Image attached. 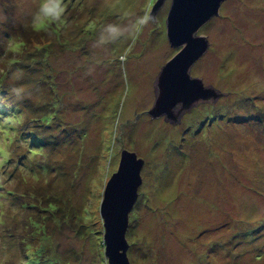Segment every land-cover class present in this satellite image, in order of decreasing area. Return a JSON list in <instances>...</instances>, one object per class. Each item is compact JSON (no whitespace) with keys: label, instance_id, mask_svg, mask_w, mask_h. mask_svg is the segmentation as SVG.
<instances>
[{"label":"rangeland","instance_id":"374dc122","mask_svg":"<svg viewBox=\"0 0 264 264\" xmlns=\"http://www.w3.org/2000/svg\"><path fill=\"white\" fill-rule=\"evenodd\" d=\"M156 1L0 0V264H28L32 253L109 264L100 207L123 149L145 161L126 235L131 264H264V0H228L200 29L210 48L192 76L227 94L179 125L145 114L178 52L166 35L171 0L154 22ZM75 2L66 16L76 35L36 42L33 30ZM100 14L115 16V33L88 35ZM112 38L121 41L110 52ZM46 113L49 125L21 126ZM43 137L55 142L41 149ZM41 153L50 168L33 179Z\"/></svg>","mask_w":264,"mask_h":264},{"label":"water","instance_id":"95a60500","mask_svg":"<svg viewBox=\"0 0 264 264\" xmlns=\"http://www.w3.org/2000/svg\"><path fill=\"white\" fill-rule=\"evenodd\" d=\"M167 0H157L150 17L157 14ZM228 0H171L166 17V35L171 47L178 50L157 74L153 88L155 102L145 113L152 119L179 125L182 117L201 104L214 105L226 96L215 87L206 86L191 70L210 48L201 28L213 17H219L222 4ZM118 171L109 179L101 202L100 216L104 220L105 256L109 264H131L128 259L127 232L130 213L139 198L143 183L144 159L123 149Z\"/></svg>","mask_w":264,"mask_h":264},{"label":"trees","instance_id":"16d2710c","mask_svg":"<svg viewBox=\"0 0 264 264\" xmlns=\"http://www.w3.org/2000/svg\"><path fill=\"white\" fill-rule=\"evenodd\" d=\"M74 4V3H73ZM78 6V2H75V6H71L70 8H68L67 10L66 9H64L62 12H60L59 14H57V15H54L53 16V22H51L50 23V26H48L49 24L47 23V24H45V26H44V28H42V30H33V33L34 34H36L37 36H35V38H36V42H40V40H42L41 38H44V39H46L47 41H56V45H59V46H61V45H65V43H67V39H68V36H69V34H75L76 35V30L75 31H73L72 32V30H71V28L72 27H75L73 24H69V22H68V20H69V18H68V16H69V14H70V11H74V9L76 8ZM73 7V8H72ZM85 6H83L82 8V10H83V12H81L80 11V13H83V14H86V12H85V10H86V8L88 7V6H86L85 8H84ZM78 8V7H77ZM96 8V5H93L92 3H90V7H88V10L90 9V11L92 12L94 9ZM71 9V10H70ZM96 10H98V9H96ZM100 10V9H99ZM68 14V16H66ZM65 15V16H64ZM101 15V14H100ZM102 16V15H101ZM113 18H115V16L113 17V15H108V14H105V15H103L99 20H98V22H96L95 20H93L92 21V25L89 27V34L88 35H93V37H96V36H99L100 37V34H102V32L105 34H107V33H109V25H111L110 26V30L112 31V32H114L115 33V29H117L118 30V28H117V23L114 21V19ZM111 20H113V22H111ZM56 21H57V24H60V25H62V27H60V28H58L57 27V25L55 24L56 23ZM96 22V23H95ZM46 26H48V27H46ZM106 26H108V27H106ZM58 28V29H57ZM82 28H84V25H82V26H80L79 27V32L82 30ZM110 31V32H111ZM105 34V35H106ZM25 35V34H24ZM103 37V36H102ZM113 37H115V36H113ZM108 38H110V37H108ZM29 39H31V37L29 38ZM66 41V42H65ZM121 40H117L115 43H113V38L112 39H109V42H107V45L109 46V50H110V52H112V48H116V47H118V43L120 42ZM113 43V44H112ZM38 44V43H37ZM129 45V44H128ZM126 49V47L123 49V51ZM90 52V50L88 49V51H87V54ZM116 54H117V56H118V54H120V53H118V52H116ZM47 56L45 55V57L43 58L44 60H45V58H46ZM115 56H112L111 55V58H114ZM35 60V59H34ZM111 60V59H110ZM46 61H47V59H46ZM35 63H38L36 60H35ZM111 63H112V61H111ZM14 64L15 65H17L18 64V62L17 61H15L14 62ZM6 67V66H5ZM5 67L3 68V67H0V70H1V72L0 73H2L1 74V77H2V75L4 74V73H6L8 70L7 69H5ZM47 75V74H46ZM0 77V78H1ZM4 81L2 80V79H0V90L1 91H3V89H4ZM224 99V98H223ZM222 99V100H223ZM44 106L42 107V108H48V105L45 103V104H43ZM211 109H212V111H211V113H210V116L212 117L210 120H215V122H216V120H217V118L215 119V115H214V110H213V108H214V106H209ZM41 109V108H40ZM8 115H9V112H6ZM49 113H46L45 115H40V116H38V118L37 117H33V116H30V118H28V119H25V120H23V117H21V116H19V114L17 115V119L16 120H18L19 122H22V120H23V124L21 125V126H23V125H25V124H28V123H30V125L31 124H34V123H36V124H38L39 122L40 123H42V126H46V125H49L50 124V117H52V116H49L48 115ZM39 117H41V118H39ZM222 118H225V117H222ZM218 121V120H217ZM214 122V123H215ZM21 124V123H20ZM41 127V126H40ZM17 134H18V132H17ZM31 134H33V133H31ZM17 136V135H16ZM15 136V137H16ZM19 138H22L23 140H25V137H19ZM51 138V137H50ZM43 139V141H40V140H38V142L37 143H35L36 144V146L37 147H39V148H41V149H44L42 146H43V144H45L47 141H50V143L52 142V143H54L55 142V140H54V138L51 140V139H49V137H47V138H42ZM52 145V144H51ZM40 156L41 157H44V158H46V163L45 164H40L39 165V168L37 169V171L35 172V174L33 175V179H36V177H38V175H41L42 173L41 172H43V171H45V172H48V170H49V166H48V162H49V160L48 159H50L51 160V156H49L48 155V153H47V155H44L43 153H41L40 154ZM31 162V161H30ZM39 163V162H38ZM38 163H36V164H38ZM31 164H33L32 162H31ZM48 166V167H47ZM53 169H54V167H53ZM42 197H44V196H42ZM46 198V197H45ZM48 200H50V199H46L45 201H44V203H43V198L42 199H40L39 201H38V203H35V204H33V203H31L32 205H31V207H33L34 209L36 208V209H38V207H40L41 208V206H43L44 204H47L48 203ZM40 210H43V209H40ZM30 223H33L32 222V220H31V222ZM36 226V225H35ZM37 227V226H36ZM44 227L46 228V226L44 225ZM37 228H39V227H37ZM43 228V227H42ZM42 228H41V230H42ZM44 229V228H43ZM46 230H42V232L44 233ZM33 255V253L31 254V261L28 263V264H48L47 263V261H48V259L47 260H43V261H39L38 259H36V258H38V257H36V256H38L37 255V253H35V255L36 256H32ZM53 258V257H52ZM51 259V258H50Z\"/></svg>","mask_w":264,"mask_h":264}]
</instances>
